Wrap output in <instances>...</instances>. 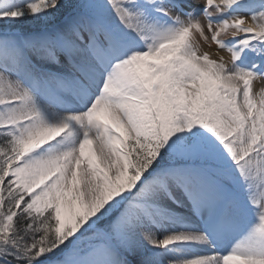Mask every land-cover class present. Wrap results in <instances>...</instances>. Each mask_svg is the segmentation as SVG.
Segmentation results:
<instances>
[{"label":"snow or ice","instance_id":"snow-or-ice-1","mask_svg":"<svg viewBox=\"0 0 264 264\" xmlns=\"http://www.w3.org/2000/svg\"><path fill=\"white\" fill-rule=\"evenodd\" d=\"M0 264H264V0H0Z\"/></svg>","mask_w":264,"mask_h":264},{"label":"rangeland","instance_id":"rangeland-1","mask_svg":"<svg viewBox=\"0 0 264 264\" xmlns=\"http://www.w3.org/2000/svg\"><path fill=\"white\" fill-rule=\"evenodd\" d=\"M206 50H208L210 52H215V48H210V49H206Z\"/></svg>","mask_w":264,"mask_h":264},{"label":"bare ground","instance_id":"bare-ground-1","mask_svg":"<svg viewBox=\"0 0 264 264\" xmlns=\"http://www.w3.org/2000/svg\"><path fill=\"white\" fill-rule=\"evenodd\" d=\"M214 48V47H213Z\"/></svg>","mask_w":264,"mask_h":264}]
</instances>
